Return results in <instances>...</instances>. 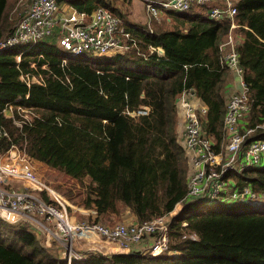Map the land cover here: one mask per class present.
Instances as JSON below:
<instances>
[{"label": "trees", "instance_id": "1", "mask_svg": "<svg viewBox=\"0 0 264 264\" xmlns=\"http://www.w3.org/2000/svg\"><path fill=\"white\" fill-rule=\"evenodd\" d=\"M64 1L85 18L98 7L124 15L117 0ZM205 10L193 5L167 11L170 21L163 26L122 20L131 36L127 47L98 56L64 58L57 42L45 40L2 52L0 125L8 133L2 149L23 147L34 161L74 179L82 189L80 204L95 209L97 219H116L128 210L144 222L171 211L184 199L189 175L175 130L178 98L189 92L204 102V129L218 144L225 141L223 116L233 73L220 46L229 34L250 106L242 128H255L246 141L264 139V128L256 127L264 122V0H237L233 28L228 20L208 19ZM24 12L19 0H0V41ZM21 73L41 74L43 82L28 87ZM18 97L16 105L36 114L21 128L1 113ZM16 105L13 115L21 118ZM144 106L147 114L132 115ZM228 178L233 187L264 195V167H246ZM196 204L182 201L170 225L169 249L158 257L84 251L72 264H264V203L247 213L191 210ZM56 246L46 245L26 225L0 219V264H65Z\"/></svg>", "mask_w": 264, "mask_h": 264}, {"label": "built area", "instance_id": "2", "mask_svg": "<svg viewBox=\"0 0 264 264\" xmlns=\"http://www.w3.org/2000/svg\"><path fill=\"white\" fill-rule=\"evenodd\" d=\"M62 0H32L25 12L12 29L0 41V54L20 44H36L56 37L59 46L70 57L83 53L107 54L123 50L131 38L121 26L118 16L106 7L95 9L86 22V15L72 10L61 14ZM237 0H145V10L150 19H159L167 11L188 10L193 5L206 6V16L210 20H228L231 28L235 27ZM222 59L239 80V91L231 92L226 101L223 116L225 145L217 149L213 136L203 127L202 117L206 114L205 105H196L182 94L177 108L183 118L182 139L178 138L182 148L190 154L187 193L182 201H207L212 203H242L262 197L249 187H233L228 175L240 173L246 167H260L264 164V139L246 141L255 128L242 125L250 111L246 86L242 80V68L238 62L236 42L229 34L220 46ZM19 59V57H17ZM63 62L65 60L63 59ZM28 87L33 83L42 84L41 74L21 73L19 76ZM192 94V93H191ZM20 97L7 102L1 113L12 119V123L21 128L31 121L36 114L32 108L16 105ZM21 118H15L13 108ZM148 108L142 107L134 114H147ZM256 127L264 128V122ZM8 136L0 125V141ZM34 168V160L23 147L10 145L2 149L0 145V219L9 224L26 225L30 231L44 238L46 245L51 243L59 247L65 264L82 260L84 251L110 254L107 247L117 246L120 253H128L131 245L149 238L150 244L142 252L158 257L169 249L170 225L182 201L164 214L154 216L144 222L116 223L102 225L72 220L68 212V202L55 189L51 182ZM214 205V204H213ZM90 224V225H88ZM77 236L85 242L101 244V248L74 250L72 237ZM189 238L194 239L190 234ZM99 241V243H98Z\"/></svg>", "mask_w": 264, "mask_h": 264}, {"label": "rangeland", "instance_id": "3", "mask_svg": "<svg viewBox=\"0 0 264 264\" xmlns=\"http://www.w3.org/2000/svg\"><path fill=\"white\" fill-rule=\"evenodd\" d=\"M142 3H144L145 0H140ZM140 1H135V4L137 5L136 9H140L143 5H141L142 3H140ZM152 1V0H150ZM118 5H121L123 7H130L129 8V14L130 16H127L126 18H124V22H146L148 15L146 14V12L144 11H140L139 12L137 10H135L134 8V3L132 5V0H117ZM30 3H26V0H19V5H22V8H24V11L26 10V8L29 6ZM170 21V16H168L167 12L161 13L159 19H155L154 22L152 24H157V25H166V23H168ZM59 52L61 54L62 57L64 58H68L70 57V55L68 54L67 51H65L62 48H59ZM83 55V54H82ZM81 56V55H80ZM89 56H98L96 54H90ZM91 58V57H89ZM180 107L179 104H177V108ZM177 114H178V110H177ZM179 143V141H178ZM182 147V146H181ZM185 151V150H184ZM186 153V157L188 159V162H190V154L188 155V153L185 151ZM34 168L36 169L35 171H37L39 174L43 175L46 179H48L52 186L57 189L66 199V201L68 202V214L70 216V218L78 223L84 221L86 223H91L92 221H97L96 223H100L102 225H112V224H116V223H127V222H131L129 219V216H127L126 214H123L122 216H120L119 218H116L111 215L110 217L106 215H100V218L97 219L96 216L99 215V213H97V211L93 208H85L83 205L80 204L81 201V194H82V189L81 186L74 180V179H70L67 175H65L63 172H61L59 169L56 168H52L49 166H46L44 164H40L37 163V161H34ZM264 201V199H262ZM209 203L207 201L204 202H200V204H196L193 207H191L192 209L195 210H210L213 211L212 209H215L218 212H235V213H247L249 212H254L257 211L258 207H253V204L250 205L248 203H242L244 205L243 209L241 210L240 207L238 205H235L233 203H227V204H220L218 205L217 203H212L211 206L208 205ZM214 204V205H213ZM182 207V206H181ZM180 207V208H181ZM94 210L96 212H94ZM181 209L178 210V212L176 213V215L174 217H176ZM173 217V218H174ZM80 221V222H79ZM19 225V224H17ZM90 225V224H88ZM3 227V226H2ZM10 229L14 228V225H10ZM10 230L8 227H3V230ZM11 232V231H10ZM85 241L83 239H79L77 236H73L72 237V245L74 250H78L77 246L79 244H83ZM91 244H96L91 243ZM56 245V244H55ZM57 249H59L58 246H56ZM103 250H100V253H102Z\"/></svg>", "mask_w": 264, "mask_h": 264}, {"label": "crops", "instance_id": "4", "mask_svg": "<svg viewBox=\"0 0 264 264\" xmlns=\"http://www.w3.org/2000/svg\"><path fill=\"white\" fill-rule=\"evenodd\" d=\"M135 1H140V0H132V5H133V3H134V8H135V10H137L138 12H139V10L140 9H136L137 8V5L135 4ZM140 3H142L141 1H140ZM141 5H143L142 7H141V10L140 11H144V12H146V10H145V5H144V3H142ZM129 6L128 7H123L122 8V12L124 13V15L122 16V18H120L121 19V22H122V20H124V18H126L127 16H130L131 17V15L129 14ZM60 10H61V14H68V13H70L71 12V10H72V8L70 7V6H68L67 5V3L64 1V0H62L61 1V3H60ZM146 14H147V12H146ZM127 15V16H126ZM91 17V16H90ZM89 17V18H90ZM89 18H86L85 20H86V22L89 20ZM128 22V21H127ZM154 22V19H150L149 18V16H148V18H147V20H146V22L144 23V22H140V23H137V22H131V21H129V23H131V24H138V25H141V24H151V23H153ZM46 41H48V42H51V43H56V37H51V38H49L48 40H46ZM56 44H58V43H56ZM61 48V47H60ZM158 50H162L161 48H158L157 49V52H158ZM163 52V51H162ZM231 74V73H230ZM229 80H230V83L228 84V89H229V92H233V91H239V89H240V85H239V80H238V78L235 76V75H233V74H231L230 75V78H229ZM187 96V98L191 101V102H193L194 104H196V105H205L204 104V102H202L200 99H198L196 96H194V94H188V95H186ZM206 106V105H205ZM207 108V107H206ZM207 113V112H206ZM205 116H206V114L202 117V121H204V118H205ZM175 130H176V133H177V138H179V139H182V132H183V118H182V116H181V114L179 113V111H178V114H177V125H176V127H175ZM213 136V135H212ZM213 139H214V142H215V147H216V149H223V147H224V145H225V141H222L220 144H218L217 142H216V140H215V138H214V136H213ZM37 163H40V164H43V163H41V162H38L37 161ZM44 165H46V164H44ZM47 166V165H46ZM260 167H264V164L262 165V166H260ZM189 170H190V168H189ZM230 183L233 185V182H232V180H230ZM262 199H264V195H262V197H260V198H256V199H253L252 200V203H253V205H257V207H258V209H257V211H260L261 209H260V206H261V204L262 203H264V201L262 200ZM249 202V201H248ZM242 203H246V202H242ZM242 203H237V204H235V205H238L239 207H240V209L242 210L243 209V207L244 206H242V205H244V204H242ZM94 212H96L95 210H94ZM235 213V212H234ZM124 214H126L127 216H129V219H130V221L131 222H134V221H136V217L133 215V214H130L129 212H128V210H126L125 211V213ZM98 243H99V241H98ZM150 244V240H149V238L148 239H146V240H143L142 242H140V243H136V244H133V245H131L130 246V248H129V252L130 251H143V250H145L146 248H147V246ZM96 245V247H95V249H98V248H101V244H95ZM87 248H89V249H93L92 248V244H89V243H87V242H84L83 244H79L78 246H77V249L78 250H85V249H87ZM107 248H109V249H107V251L108 252H120L118 249L119 248H117V246H112V248L111 247H107Z\"/></svg>", "mask_w": 264, "mask_h": 264}, {"label": "water", "instance_id": "5", "mask_svg": "<svg viewBox=\"0 0 264 264\" xmlns=\"http://www.w3.org/2000/svg\"><path fill=\"white\" fill-rule=\"evenodd\" d=\"M158 53H159V54H162L163 52H162V50H158Z\"/></svg>", "mask_w": 264, "mask_h": 264}]
</instances>
